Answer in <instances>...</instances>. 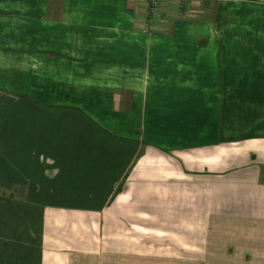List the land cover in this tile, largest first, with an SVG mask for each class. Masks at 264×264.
<instances>
[{
    "label": "crops",
    "instance_id": "crops-1",
    "mask_svg": "<svg viewBox=\"0 0 264 264\" xmlns=\"http://www.w3.org/2000/svg\"><path fill=\"white\" fill-rule=\"evenodd\" d=\"M145 5L0 0V264H264V0Z\"/></svg>",
    "mask_w": 264,
    "mask_h": 264
},
{
    "label": "built area",
    "instance_id": "built-area-1",
    "mask_svg": "<svg viewBox=\"0 0 264 264\" xmlns=\"http://www.w3.org/2000/svg\"><path fill=\"white\" fill-rule=\"evenodd\" d=\"M160 0H146L144 16L149 18L159 7ZM144 32L148 31V27L145 24Z\"/></svg>",
    "mask_w": 264,
    "mask_h": 264
}]
</instances>
